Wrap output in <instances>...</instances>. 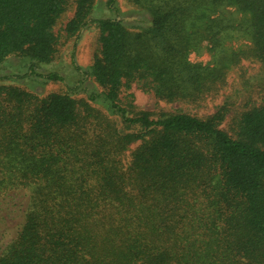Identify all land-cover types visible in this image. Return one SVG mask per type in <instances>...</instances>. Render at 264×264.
<instances>
[{"label": "trees", "instance_id": "1", "mask_svg": "<svg viewBox=\"0 0 264 264\" xmlns=\"http://www.w3.org/2000/svg\"><path fill=\"white\" fill-rule=\"evenodd\" d=\"M128 1L145 21L91 22L99 51L89 76L100 93L39 97L0 86V215L15 209L11 233L0 232V264H264V90L229 131L220 125L230 105L206 118L151 117L122 97L135 83L158 100L196 103L224 84L229 66L264 65V0ZM93 4L75 0L68 36ZM67 5L0 0V63H49ZM227 6L247 18L233 26L199 13ZM238 34L250 44L229 52L224 41ZM204 38L212 67L186 60Z\"/></svg>", "mask_w": 264, "mask_h": 264}, {"label": "rangeland", "instance_id": "2", "mask_svg": "<svg viewBox=\"0 0 264 264\" xmlns=\"http://www.w3.org/2000/svg\"><path fill=\"white\" fill-rule=\"evenodd\" d=\"M108 0H94L93 9L87 17V23L75 35L68 36L64 27L74 14L75 0H68L66 11L56 21L53 33L57 38L56 51L53 59L47 64L32 63L29 59L20 55H11L0 63V86H14L31 92L39 97H44L54 92H66L71 90L75 98L87 99L91 93H100L101 89L89 76L90 66L99 51L98 29L93 20L106 18H121L127 26L137 24L139 20L145 21L146 17L140 10L128 0H115V11L107 7ZM199 13H205L208 18L224 16L228 24L235 26L238 22L247 18V15L234 6L218 8H203ZM202 22H197L193 28L189 26V32L198 31ZM250 42L240 34L224 41L223 46L229 51H237ZM209 42L202 39L197 48L190 47L186 60L192 65L200 64L212 67L213 58L210 52ZM33 69L34 74L30 73ZM37 74L46 76L56 74L60 81H49ZM264 90V65L255 60H244L238 66H229L226 70L225 82L214 92L206 95L196 103L187 101L166 102L158 100L152 92L143 91L139 85L133 83L129 90L124 91L123 98L132 95V103L135 110L148 112L151 117L159 114H172L183 112L199 118L214 115L218 109L225 105L228 108L224 121L220 128L229 131L231 118L237 113L249 108L252 104H258L261 92ZM93 105V104H92ZM134 147V146H132ZM131 147V149H132ZM21 196V195H20ZM19 195H14L13 202L21 200ZM22 196L23 193H22ZM7 204V216L0 215V232L11 233V229L5 222H11L15 215ZM17 209V208H16ZM7 240V235L0 238V245Z\"/></svg>", "mask_w": 264, "mask_h": 264}]
</instances>
